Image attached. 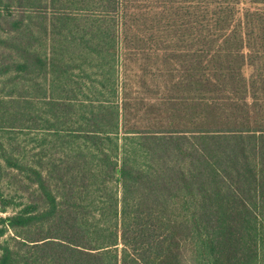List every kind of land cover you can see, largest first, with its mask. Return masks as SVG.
Segmentation results:
<instances>
[{
  "label": "trees",
  "instance_id": "16d2710c",
  "mask_svg": "<svg viewBox=\"0 0 264 264\" xmlns=\"http://www.w3.org/2000/svg\"><path fill=\"white\" fill-rule=\"evenodd\" d=\"M9 210L0 264H264V0H0Z\"/></svg>",
  "mask_w": 264,
  "mask_h": 264
},
{
  "label": "rangeland",
  "instance_id": "374dc122",
  "mask_svg": "<svg viewBox=\"0 0 264 264\" xmlns=\"http://www.w3.org/2000/svg\"><path fill=\"white\" fill-rule=\"evenodd\" d=\"M140 65L138 63V61H130L128 62L126 68V74H127V86H128V93L130 94L131 97L133 98H140V97H152L149 96L146 92H144V89L142 88V83L139 80V76H140V69H139ZM123 71V68L121 67V72ZM124 74V71H123ZM146 81L148 82V84H151V79L149 77H146ZM10 210L5 212V213H1L0 212V216H7L10 214Z\"/></svg>",
  "mask_w": 264,
  "mask_h": 264
}]
</instances>
